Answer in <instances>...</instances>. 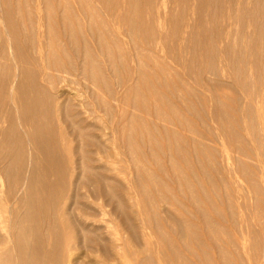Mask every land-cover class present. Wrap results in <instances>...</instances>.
<instances>
[{
  "label": "bare ground",
  "instance_id": "6f19581e",
  "mask_svg": "<svg viewBox=\"0 0 264 264\" xmlns=\"http://www.w3.org/2000/svg\"><path fill=\"white\" fill-rule=\"evenodd\" d=\"M42 1L46 23L41 20L38 29L33 25L21 28L18 23L24 17L32 21L40 16L39 13L33 14L29 6L23 9L19 4L8 3L0 8L1 18L11 33L12 53L18 65L12 83V98L6 97V103L0 108V264H79L65 259L79 241L92 243L96 252L121 264H163V258H166L163 252L173 249L167 241L166 229L176 232L183 244L194 242L200 246V239L193 232L195 226L182 216L187 209L170 200L174 192L162 178L164 176L174 183L179 193L187 192L190 207L199 214L201 211L204 213V208L197 210L202 196L195 182L201 183L197 178L199 173L206 177L211 189L215 188L210 179V169L205 165V161H213L214 155L209 148L214 142L207 137L211 142L209 145L206 138L199 136L191 120L182 113L183 110L196 111L194 118L199 119L201 115L195 108L204 107L205 113V107L210 106L202 91L199 93L200 90L188 83L185 77L191 75L194 76L193 82L197 84L195 75L200 76L201 85L205 84L209 93L212 88L214 95L220 96L217 104L213 100L217 97L212 98L211 92V104L217 105L210 106L217 107L212 108L216 110L213 116L218 114L214 119L222 121L217 122V130L222 128L224 131V127V136L227 132L232 139V147L240 151L235 159L238 165L235 179L237 177L250 197L253 195L254 201H248L254 211L252 218L262 226L264 175L258 178L250 164L255 162L263 146H260L263 140H258V133L259 129L264 130V118H261L264 112L261 117L258 113L255 116L256 128L251 125L255 139H250L255 141L259 136L255 141L259 146L255 148L260 151L254 153L239 128V124L247 121H237L235 115L241 113L232 105L236 106L237 100L243 103L246 92L240 100L236 97L237 88L234 92L224 86L227 83L223 85L224 82L214 83L213 80V84H208L206 77L202 80L204 68L193 67L194 61L190 60L193 54L190 53L194 47H202L211 55L217 48V41L223 38L219 49L227 55L225 57H230L233 76L231 72L225 74L232 76L229 82L248 91L249 87L258 85L259 77L264 81L261 76L264 74V0H98L106 8L118 32L128 37L126 46L133 52L130 58L120 59L127 70V80L116 83L118 87L122 84L121 92L115 91L99 59V54L105 53L114 61L110 44L102 31L105 25L93 19L86 22L82 18L94 14L90 3L87 0ZM157 3L162 5L160 11L155 10ZM57 9L61 11L60 19ZM189 15L194 17V21H187ZM184 23L185 30L181 33ZM95 34L99 38L93 42L91 38ZM61 35L66 38L65 47L71 49L80 63H75L72 57H61L65 54V47L60 46ZM141 44L150 49H143ZM121 47L118 46L119 49ZM29 48L36 50V56L31 57ZM241 52H252L253 58L245 61L247 58L242 57L246 55L241 57ZM157 53L169 59L173 66L162 61V56ZM225 60L229 64L228 59ZM222 62L220 66L225 65ZM224 67L220 69L227 71V66ZM11 70L9 65H0V75ZM112 73H115L114 69ZM5 82L9 83L10 79L6 78ZM75 86L90 90V97L63 94L62 88L71 90ZM259 88H262L261 83ZM260 91L257 94L264 96ZM256 95L248 96L251 99ZM192 97L199 101L198 106ZM221 97L228 98V102ZM253 99V102L257 100ZM9 100L10 108L5 109ZM249 101L245 100L244 106L251 108L258 100L255 103ZM119 105L121 112L117 114ZM125 106L133 111L139 110L146 117L159 121L160 125L154 121L149 124L147 119L134 112L128 113ZM99 113L107 117V125L99 126ZM243 113L247 115L244 117L251 115ZM179 128H187L195 136L186 138ZM118 145L127 146L131 152H139L131 160L136 168L134 200L127 184L118 188L123 180L117 161ZM147 159L154 162L156 172L148 169ZM5 183H8L7 190H4ZM203 194L209 199V193L204 191ZM229 199L231 197L227 198V206L232 211V199L230 202ZM133 202L136 203V211ZM209 205L213 207V200ZM108 207L109 211L106 210ZM176 211L178 214H174ZM161 212H164V217ZM110 217L114 219L109 220ZM149 221L153 222L149 224ZM203 221L207 238L214 245L224 244L221 240L224 233L210 220ZM138 230L143 231H140V238L144 246L140 250L131 249L128 245L130 235ZM148 233L161 243V247L150 246ZM248 234L243 237L247 243L252 241L246 239ZM243 247H247L246 243ZM153 249L163 257L160 258L163 262L154 259ZM173 254L172 259H168L171 263L177 259L176 264H189L178 253ZM236 254L240 256L237 250ZM230 255L224 251L220 263L237 264L239 259L232 261ZM260 261L259 264H263L264 260ZM206 263L212 264V259H206Z\"/></svg>",
  "mask_w": 264,
  "mask_h": 264
},
{
  "label": "rangeland",
  "instance_id": "374dc122",
  "mask_svg": "<svg viewBox=\"0 0 264 264\" xmlns=\"http://www.w3.org/2000/svg\"><path fill=\"white\" fill-rule=\"evenodd\" d=\"M50 1L56 2L57 0H50ZM87 1L90 3L91 9L94 10L95 12H94L93 15L84 16L82 18L86 22H89L90 19H93V20L97 21L98 23H103L105 25V28H103L102 31L105 34V36H104L105 39L110 44V49H111V52L113 54L114 61L112 62L111 59L105 53L99 54V56H100L99 59L102 62L103 68L105 69L107 76L110 77L111 81L113 82L115 91L116 92H121V91H123V90H121L123 87H120L122 84H120V86L118 87L116 85V83L117 82L121 83L123 81L125 82L127 80V70L122 65L120 59H121V57L130 58V56H132V54H133V52H131L128 49V47L126 46V42H128L129 39L125 35H122V34H120L118 32V30H117L112 18L107 13L106 8L103 5H101L98 0H87ZM42 2H43L42 0H0V8L5 6L8 3H12L13 5L19 4L23 9L25 8V6H29L31 8V11H32L33 14L37 15L39 13L40 16L37 17V18L34 17V19L32 21L27 19V17H24V20L23 21H18V23H19L21 28H22V26L30 27L31 25H33V26H36V28L38 29V26H39L38 23L41 20H43L46 23V18H45L46 12H45L44 5H43ZM156 5L157 6H156L155 10L156 11H160L161 10V6H162L161 3H157ZM56 14H57V16L60 19L61 18V16H60L61 15V11L57 9ZM1 16L2 15L0 13V65H9V66L12 67V70L9 73H7L6 75H0V108L3 107L4 103H6L5 102L6 97L9 98V99L12 98V96H11L12 95V87H13L12 83H13V81H15V78H16V70L15 69L18 66L17 63H16L17 61L15 60V57L13 56V53H12L13 50H12V46H11V33H10V30L7 28V26H6L5 22L3 21V19L1 18ZM188 18H189V19H187L188 22L194 21V17L192 15H189ZM195 24L197 26V23H195ZM185 26H186V23L181 25V27H182L181 30H180L181 33L184 32L185 29L183 27H185ZM163 32L164 31H162V33ZM98 38H99V35L95 34V36L93 38H91V39H92L93 42H96L98 40ZM222 39L220 38V40L217 41V43H216L217 44V48L213 47V48H215L217 50L213 49L214 51H212L213 54L211 52V55H209L210 51L204 50V49H202V47H199V48L194 47L196 49V51H195V49L193 51H195L196 53L192 51V53H190V54H193V55L191 56L189 54L190 55V60L195 62V63L193 62V65L195 64V66H193L194 68H197V67L199 69L204 68V69H202V70H204L203 73H202V80H203L204 77H206L209 80V82H207L208 84H213L212 83L213 80H215L214 83L224 82V83H222L223 85L225 83H227V86L226 85H224V86L228 87V89L230 88V89H232L234 91L237 88L236 97L237 98L239 97L240 100H241V97H244L246 95L244 98H242L243 103H238L237 102L238 100H237L236 101V106H235L234 103H232V105H233V107L237 108V112L238 113H241L240 114L241 116H240L235 111L236 114H237V115H235V117L236 116L238 117V118L236 117L237 121L238 122H240V120H243L242 122H246L247 121L246 123L239 124V128L241 127L240 128V132L243 134V136L245 137L247 142H249V144H251L252 148L254 149L253 150L254 153H257L258 151H260V150L257 151L256 148H255V147L259 146L256 143L257 139H258L257 137H259V136L256 137V140H255L256 142H255L253 139H250V138H254L255 139V136H254L255 133L252 132L253 133V137H251L252 135H250V134H252L251 131H253L252 129H254V127H252L251 125L255 126V124H257V123L254 122V119H256L255 116H258V115L260 116L261 113L264 112V109H262V108H264L263 107L264 106V104H263L264 103V96L263 95L260 96V94H257V93L261 92L260 90H262L263 91L262 93L264 94V90H263V88H264V86H263L264 83L263 82L264 81L261 79V77H259V80H261V81L258 82L257 86L254 84L256 88L253 85L249 84L250 86H253V87H251L253 89H251L249 87L248 88L249 90H254L255 89L254 91H251L252 93L250 92V94L247 93V92H249L248 89H246L248 91H245L241 87H238V86H236L233 83L231 84V82H229V80L233 76V74H232L233 71L230 68L231 67L230 59H229L230 57H225L227 55L222 54L220 49H219ZM65 40H66V38L63 35H61V41H60V46L61 47H63V46L65 47L66 46ZM120 43L123 45V48L121 47ZM141 45H142L143 49H150V47H148V46H146L144 44H141ZM118 46H120L122 49H119ZM30 47H31V45H30ZM35 52H36V50L34 51V49L29 48V53L31 54V57L33 55L36 56ZM71 52L72 51H71V49L69 47L68 48L65 47V54H61V57L63 59H67V58H71L72 57L74 59L75 63H77V64L80 63V60L77 57L73 56ZM194 53H195V55H194ZM157 54L162 56L161 57L162 61H164L167 65H169V66H170V64L172 65L170 60L167 59L165 56L161 55L160 53H157ZM218 54H220V55L218 56ZM242 54H244L246 56L242 57L243 56ZM197 55H199L201 58L199 56H197ZM193 56H195V57L197 56L200 59V61H197L198 60L197 57L194 58ZM216 56H217L218 59L216 58ZM221 56L224 57L223 60H222ZM240 56L242 58H244V59L247 58V59H245V61H248V59H252L253 58V53L252 52H250V53H244V52L242 53L241 52ZM214 57L216 59H214ZM191 58H193V59H191ZM205 58H207V59H205ZM225 58L228 59L229 64L225 63V62H227V60H225ZM217 60L224 61L225 65L224 64H222V65L225 66V67L227 66L226 68L225 67L224 68H225V70L228 71V73H227V71H224V70L222 71L221 70L223 68V66H220V65L223 62L222 61H217ZM213 63L215 65H213ZM219 63H220V65H219ZM199 64H200L201 67L199 66ZM214 66H216L217 69L214 68ZM112 69H114V71H115L114 74L112 73ZM221 72L224 75L225 74H230V72H231L230 75H232V76L231 77H228L227 75L224 76V75H222ZM192 76L193 75L185 77L187 79V81L189 80L188 83L193 88H196V89L200 90L199 93L202 91L201 94L205 95L204 96L205 97V101L209 100V103L205 102V105L209 104L210 106L211 105L215 106L216 105L215 103H217L218 100H220V98H219L220 96L218 97L217 94L214 95L215 93H213L212 88L209 89V91H210V93H209L207 91L208 89L205 88L206 86H204L205 84L201 85L203 83L200 82L201 81L200 80V76L195 75V79H196L195 81H197V84L195 82H193L194 80L193 81L191 80ZM261 76L264 78V74H261ZM6 78L10 79L9 83L5 82ZM217 78H219V79H217ZM232 79H231V81H234ZM117 80H119V81H117ZM210 81H211V83H210ZM234 83H235V81H234ZM259 83H261V87H262V88H259L260 90L257 89L258 86H259ZM262 83H263V85H262ZM62 89H63L62 90L63 94H65L66 96H69V95L70 96L82 95V96L87 97V98L90 97V93H89L90 90L85 89L82 86L79 87V88L77 86L72 87L71 90H69V89L65 90L66 88H62ZM203 92L208 94L207 95L208 97ZM211 92L213 93V95H212ZM244 92H246V94ZM253 94L254 95L257 94V95H256V97H251V99H250L248 95H252L253 96ZM211 95H212V98L217 97V99L216 98L213 99L215 101V103H213V104H211L212 101H213V100H211ZM246 97H248V99ZM207 98H210V99H207ZM253 98H256L258 100V101L255 100V101H257V103H255V101L253 102V100H254ZM221 99H223L226 102H228V100H229L226 97L225 98L221 97ZM244 99L248 100V101L250 99L249 102L252 101L253 103H255V104H253V106H251V108H253L252 111L250 110L251 108H250L249 105L248 106L247 105L244 106V103H245ZM192 100L196 101V102H194L196 105H197V103H199V101L196 100L194 97H192ZM10 105H11V103H10V100H9V102L5 105V109L6 108H10ZM237 105H238V107H241V108H238ZM254 105H256L255 107L259 106V107H257L256 112L254 110L255 109ZM210 106L207 105L205 107L206 112L207 111L209 112V113L205 112L206 114L203 112L204 107H199L198 106V107L195 108V109H197V112L199 111V113L201 115V116H199L200 120L194 118L196 116L195 115L196 111H193V110H191V111H184L183 110L182 111V113L185 116V118L188 119L189 121L191 120L190 122H191L192 126L194 128H196L199 136H202V137H204L206 139H207V137H209L208 139L211 138L210 141L212 140V142H214L211 145V142L208 139L207 140L204 139L207 142L209 141V145L212 146V148H209V149H210L211 153H213V155H214V157L212 159L213 161H205V160L204 161H205L206 167L210 169V174H209L210 175V179L215 183V188L211 189L206 177H203V175H201L199 173H197V178H198V181H200L201 183L197 184L195 182L196 188H197L198 192H200V196H202V198H201L202 200L200 199V201L198 202L199 204H198L197 210L204 208V213L201 211L200 214H199L196 210H194V209H192L190 207L189 202H188V193L187 192L179 193L177 187L174 186V183H172L166 177H164V176L162 177V178H164V180L167 183L168 187L170 189L172 188V191L174 192V197L170 198V200L173 203H177V204H179V206L181 205V206H183L184 208L187 209V211H185L183 209L185 212L182 213V216L184 218H186L188 222L189 221L192 222L193 225L195 226V228L192 226L193 227V232L200 239L201 245L199 246V245H197L194 242H191V243H188V244H183L182 242H180L178 234L176 232H173L170 229H166L167 241L172 245L173 249L171 250V249L168 248L167 251L163 252L164 253L163 257H166V258H163L156 250L153 249V257H154V259H157V260L158 259L160 260V258H163V260H165L164 261L165 263H163V264H170L171 262L168 259H170V258L172 259V257L174 256L173 252H176V253H178L180 255V257L184 261L188 260L189 264H209V263H206V259H212V264H221L219 259H221L220 258L221 254L224 251H226V252L231 254L230 255V259H232V261H235V260L239 259L238 261H236V262H238L237 264H250V260H252L251 264H259V261H260L259 259H262L261 261L264 260V236H263L264 234H262V233H264L263 232V230H264V226L263 225L264 224H261L262 226H260V224L258 225V222L254 221L255 219L252 218V216L254 217V211L251 209V207H249L250 205H249L248 201H250V199H251V202H253L254 201V197H253L252 194H251V197H250L249 192L247 193V190L244 189L242 184L239 183V181L237 180V177L235 179V176H237L236 174H238V172L236 171V168L238 167V165H237L235 159L237 158L238 153H240V151L237 150V149H234L232 147V143H231L232 139H231L230 136H228L227 132H226L227 136H224L225 135L224 134L225 128L223 127L224 131L221 128V126L223 124L219 125L220 126L219 128H221L222 132L220 131V129L217 130V122L219 121V118H217V120L215 121V119H216L215 117L218 114L216 116L215 115L213 116V112L216 111V110L213 111V109H215V108L217 109V107H210ZM261 106H262V108H261ZM125 109H126V111L128 113L134 112L136 114H139L141 117L147 119V121H149L148 122L149 124H153V121H154L158 125H160L159 121H157L155 119H151L150 117H146L145 114L141 113L139 110L133 111L130 107H127V106H125ZM120 110L121 109H120V105H119L118 110H117V114L119 112H121ZM238 110H241V111L239 112ZM258 110H259L260 113L257 112ZM243 111L246 112L247 114L249 113L251 115L250 116L248 115V117H244L245 114L243 113ZM251 112H254V113H251ZM255 113H256V115H255ZM257 113H258V115H257ZM252 115H254V116L252 117ZM98 116H99V119H100L99 120V126H103L104 124H106V125L108 124L107 117L103 113H99ZM212 116H213V118H212ZM245 116H247V115H245ZM261 118H264V113H263V116ZM248 119H249V121H248ZM219 122H222V121H219ZM219 122H218V124H219ZM256 126H255V128H256ZM179 130H180L181 134L184 137L190 139V137L192 135L191 131H189L187 128L186 129L185 128H179ZM259 130L258 131L260 133H258V135H260V137H259L258 140H260V139L263 140V141L260 140V141H262V143L259 141L261 143L260 146L263 144V146H262V148H263L264 147V133H262V132L264 130H262V129H259ZM192 136H195V135H192ZM222 138L223 139L226 138V139L223 140ZM205 141H203V142L205 143ZM207 142H206V144H207ZM259 142H258V144H259ZM252 148L250 147L251 150H252ZM262 148H261V151L257 153V157L255 158L256 159L255 162L251 161L252 164H250L255 169L254 170L255 171V175L258 178L260 177V179L264 175V160H263L264 159V156H263L264 155V152H263L264 149H262ZM134 149H136V148H134ZM139 150H141V149H139ZM116 153L118 154V157H119V160H118V157H117V161H119V165L118 166L120 167V170H121V172L123 174L122 175V179L123 180L120 183L118 188H122L123 185L127 184L130 187V191H129L130 192V196L134 200L135 199V195H136L135 192H134V188H135L134 174L136 172V168L134 167V164H133L134 162H131V160H132V158L137 157V154L139 152L138 151L136 152L135 150H133V152H131V151H129L127 146L118 145ZM261 153L263 154L262 156H261ZM146 164H147L146 166L148 167V169L150 171H152V172H156L157 171V168H156L154 162L151 159H147ZM234 170L236 171V173H235ZM28 171L29 170L27 168L26 172H28ZM232 171H234V172H232ZM231 173H232V175H231ZM237 186H239V188H236ZM241 187H243V188H241ZM7 188H8V183H5L4 190H7ZM227 189H228V191H227ZM234 190H236V191H234ZM239 190H241V191L239 192ZM204 191H206V194L209 193V199H207L204 196V194H203ZM248 194H249V196H248ZM226 197L227 198L231 197V199H232V202H230L231 199H229V202L233 204L232 205L233 206V210L232 211H230L228 206H227V198ZM241 197H243L242 200L240 199ZM244 199H246V201H244ZM211 200H213V207L212 208L209 205V202ZM251 202H250V204H252ZM244 203H245V205H244ZM242 204L245 207L247 206L248 209H247V207L245 209V207ZM160 208L164 209L163 206H160ZM133 209H134V211L137 210L136 203H134ZM106 210L109 211L110 207L106 208ZM244 211H245V213H244ZM178 212H180V210H178ZM161 213H163L162 216L164 217L165 216L164 212H161ZM174 214H178L177 211ZM118 216H119V214H118ZM111 219H114V217H110L109 218V220H111ZM204 219L210 220L219 230H221L225 234V235L223 234L221 236V240L223 241L224 244L214 245L207 238V234H206V231H205V228H204V225H203V222H204L203 220ZM152 222L153 221H149L148 223L150 224ZM123 225H128V224L124 223ZM260 227L262 229H260ZM114 228L116 229L117 227L114 226ZM114 228H110V229L113 230ZM140 231H142V230H138L136 233L130 235L131 238L129 237V235L125 234V236L128 239L130 238L128 245H129V247L131 249L140 250V249L143 248L144 243H143L142 239L140 238V235L143 233V231H142V233ZM246 233H250L251 234V235L248 234V236H246V239L247 238L248 239H252L253 243H255V244L251 243L252 241L249 242L251 244L247 243L248 241H246L243 238ZM255 233H257V234H255ZM147 239H148L149 244H150V246L152 248L154 246L161 247V243L156 241L155 238L153 237V235H151L150 233L147 234ZM256 239H258V240L256 241ZM230 241H231V244H230ZM259 242H260V244H259ZM244 243H246V246H247V247H245L246 250L243 247ZM247 244H249L250 246L247 245ZM253 246H255V247H253ZM236 250H237V252L238 251L240 252V256H238L236 254ZM248 250H250V251H248ZM16 251H15L14 255L17 254ZM260 251H262V253ZM165 252H167V253H165ZM247 252L251 256L249 254H247ZM102 254L103 253H101V252H99V253L96 252V248L94 247V245L92 243H89V242H85V243L83 242L82 243L81 241H79V243L77 245H75V246H73L71 248L70 253L67 255V257H65V259H69L71 261H77L79 264H121L120 261H117V260L113 261V260H111L112 258H109L108 256L102 255ZM165 254L167 256H165ZM252 254H254V255H252ZM13 258H15V257H13ZM242 259H243V261L240 262V260H242ZM8 260L9 261H15V259H8ZM163 260L161 259L160 261L163 262ZM175 260H177V259H174V262L171 260L172 263L176 264L177 261H175ZM253 261H255V262L253 263ZM261 261H260V263H261ZM262 263L264 264V262H262Z\"/></svg>",
  "mask_w": 264,
  "mask_h": 264
}]
</instances>
